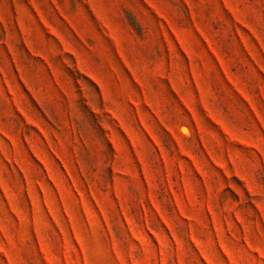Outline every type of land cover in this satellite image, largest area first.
Returning a JSON list of instances; mask_svg holds the SVG:
<instances>
[{
	"label": "rangeland",
	"instance_id": "1",
	"mask_svg": "<svg viewBox=\"0 0 264 264\" xmlns=\"http://www.w3.org/2000/svg\"><path fill=\"white\" fill-rule=\"evenodd\" d=\"M0 264H264V0H0Z\"/></svg>",
	"mask_w": 264,
	"mask_h": 264
}]
</instances>
